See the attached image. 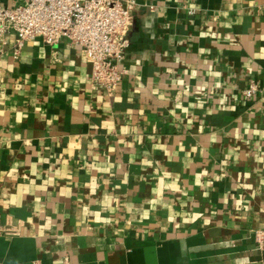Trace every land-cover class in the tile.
Segmentation results:
<instances>
[{
  "label": "crops",
  "instance_id": "obj_1",
  "mask_svg": "<svg viewBox=\"0 0 264 264\" xmlns=\"http://www.w3.org/2000/svg\"><path fill=\"white\" fill-rule=\"evenodd\" d=\"M137 2L111 96L0 40V264H264V0Z\"/></svg>",
  "mask_w": 264,
  "mask_h": 264
},
{
  "label": "built area",
  "instance_id": "obj_2",
  "mask_svg": "<svg viewBox=\"0 0 264 264\" xmlns=\"http://www.w3.org/2000/svg\"><path fill=\"white\" fill-rule=\"evenodd\" d=\"M138 7L137 0H18L11 6L0 1V40L14 34V58L27 41L38 38L51 46L61 42L79 46L90 62L93 84L111 96L124 73L119 61L131 44L129 33ZM257 90L250 81L243 93L253 96ZM256 236L264 242L263 234Z\"/></svg>",
  "mask_w": 264,
  "mask_h": 264
}]
</instances>
